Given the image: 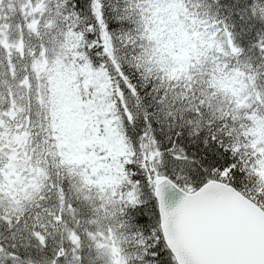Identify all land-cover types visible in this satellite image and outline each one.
<instances>
[{"label":"snow or ice","instance_id":"snow-or-ice-1","mask_svg":"<svg viewBox=\"0 0 264 264\" xmlns=\"http://www.w3.org/2000/svg\"><path fill=\"white\" fill-rule=\"evenodd\" d=\"M0 264H264V0H0Z\"/></svg>","mask_w":264,"mask_h":264}]
</instances>
